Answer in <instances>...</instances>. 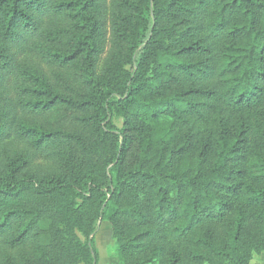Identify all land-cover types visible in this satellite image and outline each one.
Returning a JSON list of instances; mask_svg holds the SVG:
<instances>
[{"label": "trees", "instance_id": "obj_1", "mask_svg": "<svg viewBox=\"0 0 264 264\" xmlns=\"http://www.w3.org/2000/svg\"><path fill=\"white\" fill-rule=\"evenodd\" d=\"M100 220L119 264L264 252V0H0V264Z\"/></svg>", "mask_w": 264, "mask_h": 264}, {"label": "rangeland", "instance_id": "obj_2", "mask_svg": "<svg viewBox=\"0 0 264 264\" xmlns=\"http://www.w3.org/2000/svg\"><path fill=\"white\" fill-rule=\"evenodd\" d=\"M128 69L132 70L131 67H128ZM112 122L118 131L122 130L123 119L121 117L114 114ZM93 237L95 240V246L99 253L98 264H119L110 223L105 220L98 221L97 229ZM83 240H85L84 237ZM252 264H264V252L257 254L252 261Z\"/></svg>", "mask_w": 264, "mask_h": 264}]
</instances>
